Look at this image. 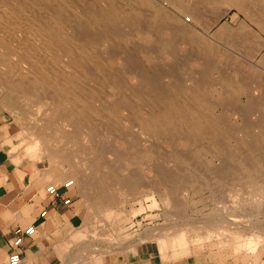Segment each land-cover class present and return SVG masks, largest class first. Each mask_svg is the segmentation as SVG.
<instances>
[{
  "label": "bare ground",
  "instance_id": "1",
  "mask_svg": "<svg viewBox=\"0 0 264 264\" xmlns=\"http://www.w3.org/2000/svg\"><path fill=\"white\" fill-rule=\"evenodd\" d=\"M263 2L264 0H225L224 2L220 0H0V104L13 114V120H15L12 125L9 123L0 127L1 142L9 147L11 153L22 148L20 155L13 156L16 157L15 161L18 163L23 159L34 160L37 163L45 162L47 168L42 172L38 170L43 173L41 177L44 182L56 185L65 177L71 176L73 178L69 179L73 182L71 188L74 186L77 194L87 201L90 206L88 207L91 211V213L89 211L90 214L101 211V214L108 215L109 211H114L113 207L120 209L119 194L123 191L132 195H139L141 192L158 193L165 206H173L175 212L180 211L178 203L176 204L172 197L175 193L173 185L179 182L171 181L166 184L167 186H164L163 182L162 189H158L153 183L152 176L156 174L161 176V180H175V178H170V175L165 176L164 171L162 172L156 167V162H161L163 156L155 151L156 155L159 154V160H156V155L155 159L151 157L154 153L153 144L146 138L147 136L154 138L161 132H170L172 135L174 134L173 137L182 139L184 144H194L205 140L209 143L210 148H218L224 152L221 154L224 157L223 160L226 157L224 154H227L228 150L235 145L232 143L234 145L227 146L229 149L226 148V145H223V143L225 144L223 140L226 138H234L238 144L244 145L243 147L260 141L258 130L251 131V133L246 130L237 132V128L229 125L230 122L227 124L228 120L225 121L224 117H220L221 114L218 116L215 108L217 105L229 103V98L232 100L234 93L238 90L245 91L250 80L247 76H240L239 70L235 71L234 68L233 72H237L236 74L239 75L238 80L226 79L225 76L226 81L223 85H226L227 91L225 92L224 87L217 86L215 83L214 97L219 100L208 101L206 99L208 90L202 87L206 79L204 77L209 75V72L215 71L214 66L216 67L218 64L215 62L214 46L198 34L197 27L205 29L211 24L207 20V10H213L211 15L216 18L224 14L228 8L235 7L253 19L264 34ZM222 6L226 8L222 10ZM186 15L189 16V22L185 19ZM133 16H139V19L133 18L136 22L138 21L135 27L139 29L137 33L139 35L135 39L130 37L132 39L130 43L128 37L131 34L123 25L128 24L130 27L129 23L131 22L132 25L131 18ZM182 16L184 18H181ZM240 29L245 30L242 26ZM216 32L224 37L227 29L221 25ZM148 36H153L152 40L155 41V47L157 46V53H152V50L150 52L148 46L145 45ZM251 36L247 33V38L240 37L241 39L236 40L242 44L244 40L250 39L252 44L249 49L254 50L258 47L259 41L253 35ZM176 40H179L178 42L188 51H196L197 58L192 62L200 65L199 70L203 71L198 72L199 74L192 77L193 79L186 77L187 80L184 75H177L175 71V75L172 73L174 78L171 77L172 80L169 78L173 82L171 85L167 84L164 88L162 87L164 85L161 86L162 88H156L152 83L153 87L150 88L148 85L151 77H148L151 75L145 72L147 68L142 67L145 71L138 70L140 73L136 74L134 70L136 66L134 69L132 68L134 67L132 58L136 59L135 56L141 55L149 63L154 61L150 66L155 65V61H158L156 58L164 56V54L174 59L178 54L173 52L176 48L174 45ZM131 44L138 55L134 56L129 53L134 51L133 49L130 51ZM179 64L183 63L179 62ZM185 64H188V61H185ZM185 64L181 67L190 68L192 66ZM159 66L155 67V74L161 73L158 72L161 70ZM156 69H158L157 72ZM152 71L153 66L150 73ZM170 72L167 76L172 75ZM165 73L167 72L160 75L165 77ZM193 73L191 72V74ZM160 75L157 74L159 80L163 78L159 77ZM175 76H184V80L180 77L181 81H177ZM228 76H232V73ZM130 78L131 81L132 79L136 80L135 85L134 83L131 86L125 84L129 83ZM219 78L221 79V77ZM151 82L154 81L151 80ZM158 83L156 86H159ZM165 83H169V81ZM148 95L153 98L150 96L147 98ZM142 96H147L146 98L150 99L149 104L153 108L148 106L147 109L144 104L142 105L144 102ZM240 111L243 110L240 109ZM225 117L228 118L227 115ZM132 125L138 131L143 128L148 130L146 135L141 134L143 137L139 142L136 141V137H127L128 134L125 135L126 137H121L125 134H122L123 128L128 130L127 128ZM98 128L99 131H97ZM256 128L258 129V125ZM119 130H122V132L120 131L122 134L120 140L126 142L127 147L135 148L132 149L133 157L136 158L133 161L135 163L145 161V166L150 168L152 174L135 169L127 170L122 167L123 165H118V169L113 167L132 158L124 157L125 154L119 151H109V148L106 151L102 147L103 144L109 143V140L116 139L112 136ZM181 130H185L187 133L185 132V135L179 133ZM136 143L141 145L140 148ZM195 146L197 145L194 144L192 147L195 148ZM225 148L228 149L226 153ZM191 152L192 157H181L184 166L191 159L201 158L203 149L197 146ZM130 153L131 151L128 154ZM146 155L149 159H145ZM227 155L228 161L231 160L232 156L229 153ZM152 158L156 161L153 162ZM174 158L178 159L175 156ZM132 162L129 161V163ZM212 163H207V166L214 169L216 177L221 178L217 181L226 182L222 172L225 166L221 168L223 163L218 166H214ZM182 166L181 164L180 169H183ZM228 166L235 169L233 170L234 178L238 180H232L233 182L230 184L228 181L224 186L227 191V199L216 201V203H220L221 210L214 209L209 218L203 219L197 225L199 228L203 227V230L207 228L206 238H216L217 243L220 244L230 243L233 250L238 252L242 249L253 255L256 252L257 243H259L258 235L244 234L237 230L234 221L235 218L240 217L238 216L240 214L241 217L247 216L246 218L252 221L261 216L260 226L262 225V220L264 221V174L260 172L258 164ZM147 171H149L148 168ZM167 173L170 171L168 170ZM179 175L182 174L179 173ZM194 180H196L195 177ZM232 188L236 192H233ZM126 192L124 193L126 194ZM242 212L245 213L242 214ZM104 220L106 222V219ZM252 225L258 229V224ZM262 227L264 229V224ZM162 235L148 239L145 236L146 240L143 242L138 240V242L128 243L129 240L126 242L128 243V246L125 245L126 249L115 252L131 251L138 255L137 246L139 244L154 240L157 252L163 253V248L168 245L167 241L175 250H182L187 242L185 231H174L168 235L169 238ZM152 255L151 253L150 256ZM162 255L164 257L165 253ZM75 257L73 261L79 262L81 259L84 264H101L100 260L102 259L104 262L108 260L106 262L108 264L111 262L109 256L107 259L104 252H94L93 248L89 250L85 245L82 246V250L78 249V254ZM175 257L179 259V256ZM169 260L175 263V260L171 258Z\"/></svg>",
  "mask_w": 264,
  "mask_h": 264
},
{
  "label": "rangeland",
  "instance_id": "2",
  "mask_svg": "<svg viewBox=\"0 0 264 264\" xmlns=\"http://www.w3.org/2000/svg\"><path fill=\"white\" fill-rule=\"evenodd\" d=\"M220 1L224 2L225 0H220ZM224 8L226 7L225 6L221 7L222 10ZM206 13L208 14L207 20L211 24L205 29L203 27L198 26L197 32L199 35L204 37V39L207 40L210 45L214 46V52L216 55L215 62L218 64L216 65V67L214 66V68L216 69L215 71L213 70V72L211 73L209 72V75L205 74L207 76L204 77L206 79L204 80L202 87L208 90L207 92L208 95L206 99H208V101L219 100L217 99V97H214L215 96V83L217 86L221 85L222 87H224L225 92H226L227 87L226 85H223V84L227 78L228 79L231 78L234 81V79L238 80L239 75L247 76L248 80L250 79L248 88L245 89V91L238 90V92L234 93L232 100L231 98H229V103L227 104L223 103V104L217 105L215 106V108H216V112L218 116L219 114H221L220 117H224L226 119L225 121L228 120L227 124L230 122L231 124L229 123V125H233L235 129L236 128L240 129V130L236 129L237 132H242L246 130L251 133V131L254 132L258 130V137L260 138V141L258 140L256 142H253L252 144H248L249 146L243 147L244 145L238 144V141H236L234 138H226L225 140L227 141L223 140V142H225V144L223 143V145H226L225 146L226 148L229 149V147L227 146H232L234 145L232 143H235V145L232 146L229 150L225 148L226 149L225 153L228 150L227 154L229 153L230 156H232L233 158V159L231 158V160L228 161L227 154H224L226 157L223 160L224 157L221 154L224 152H222L218 148H215L216 150L214 148H210V145L208 142H206L205 140L203 141L200 140L199 142H196L194 144L199 146V148L203 149L201 158H198L197 160L191 159L189 160V163L187 161V163L184 166V162L181 161V157H186V156L192 157L191 151H193L197 146L193 148L192 147L194 146L193 143L184 144L182 139L173 137L174 134L172 135L170 132H167V133L161 132L160 134H156L154 138H150L147 136L146 139H148V141L153 144V149H154V153L152 154L153 156L151 155V157H154L155 159L156 152L160 153V155L162 154L161 156H163V159L161 158L162 159L161 162L157 161L156 162L157 164L155 163L156 167L160 169L162 172L164 171L165 176L168 177L170 175V178H175V180H161L162 179L161 176L159 174H156L155 176H152V179L154 178L153 183L158 189H162L163 185L167 186L166 184L167 183L169 184L171 181H174V182L178 181L179 183L176 182L177 184L174 183L173 185L175 193L172 195V197L174 198L173 201L176 204L178 203L177 205H179L178 207L181 210L180 211L178 210V212H175L173 209V206H165V204L161 200V196L158 193H152V194L148 193L147 194L145 192H141L139 195H135V194L132 195L129 192L123 191V193H121L122 195L119 194V198L121 201L120 209L113 207L114 211L113 210L109 211L108 212L109 216L107 214L106 215L101 214V211H99L101 216L99 215V212L90 214L91 211L88 208L90 206L89 204H87V201L82 196L77 194V191L74 188V186L72 188L70 187L68 190V193L72 196L71 197L73 201L72 210L58 217L57 215L56 216L54 215V217H52L54 220V224L52 223L42 224L41 227L37 228L36 233L33 235V238H35V243L37 245L36 254L41 263L43 264H77V263L84 264V261L83 260L81 261V259L79 262L78 261L76 262L75 260L73 261V259L76 258L75 256L78 254V249L82 250V246L85 245V247L86 248L88 247L89 250H92L93 248L94 252H97V253L104 252L105 255L107 256V259L109 256L111 260V262H109L110 264H113L114 262H117L118 260L131 261L139 257H149L153 262L162 261L161 262L162 264H171L172 262L169 260L170 258L175 261L178 260L174 264L181 263L182 261H185V259L188 257L194 259L199 264H250V262L252 264H264V231H262L264 230L262 227V225L264 224V221L262 220V225L260 226V221L262 218L261 216H258V213H257L258 218L256 216L257 219L255 221L253 220L254 223H252L253 221L250 220L249 218H246L247 216L241 217V214L238 215L240 217L235 218V221H234L236 229L238 228L237 230L242 231L244 234L247 233V234H251L254 236L258 235L259 243H257L256 252L253 255L251 253H250L251 255L249 253H246L242 249L238 250V252L235 249L233 250V247L230 245V243L220 244L218 242L219 243L218 244L216 238H211V237L206 238L205 236H206L207 228L203 230V227L199 228L197 225L203 219L209 218V216L212 214V211H214V209L221 210V208L219 207L220 203H216V201L218 199L219 200L227 199L226 197L227 191L224 186L227 185L228 181H229L228 184H230L231 182H233L232 180H238L237 178H234L233 170L235 169H231V167L229 168L228 165L230 166L239 165L240 166V165H257L258 164L260 165V172H263L262 174H264V133H263L264 132V112H263L264 111V101H263L264 100V34L258 28V25L255 24L253 19H251L248 15L244 14L243 12L238 11L235 7L228 8L224 14H221L219 15V17L217 16L216 18H213V16L211 15L213 13V10H207ZM138 17L139 16H136V17L133 16L131 18V21H133L132 25H131V22L129 23L131 28L128 26V24L123 25L126 29H128L129 34H131L128 37L129 42L132 41L131 38L135 39L136 36L139 35L137 34L139 29H136L135 27L137 26V22H138V21L136 22L135 20L139 19ZM133 18L134 19L136 18V19L134 20ZM181 18H184V17L182 16ZM188 18L189 16L186 15L185 19H187V22H189ZM212 18H213V21H212ZM221 25H224V27L227 29V33L225 34L224 37L218 35V33L216 32ZM240 26H242V28H245V30L243 29L241 30ZM247 33L249 34V36L253 35L259 41L258 47H256L254 50L249 49V46L252 44L250 39L244 40L242 44L239 41H237L241 39L240 37H243V39L247 38L246 37ZM152 38L153 36H148L147 40L145 38L146 40L145 45L148 46V48L150 49L149 50L150 52L153 51L152 53H157L158 51L157 46L155 47L156 44H154L155 41L152 40ZM178 41L176 40V42L174 43L176 48L173 51L175 52V54L178 53L176 54L177 56L174 58L176 59L175 61H177L178 63L177 62L175 63V61H173L174 60L172 59L173 57L167 56L165 54L163 56L160 54L161 56H158L156 58L158 59V61H155V65H152L153 66V71L151 72L152 74L150 73V70L152 69V66L150 65L154 63V61L153 62L150 61L149 63L148 61L145 60L143 56L136 54L135 53L136 50L133 49L134 47L131 44L132 48L130 51H132V49L134 51L129 52V53L133 54L134 56L138 55V56H135L136 59H134V57L130 54V56L133 57L132 60H133L134 67L132 68L134 69L136 66V68L134 69L136 74L140 73L139 71L141 72L145 71V69L147 68L145 72L146 73L148 72V74L151 75V76L148 75L149 76L148 78L151 77V79H149V85H148L150 86V88L153 86H155L156 88H159L162 85H164L162 86L164 88L165 86H167V84L168 86L171 85L173 82L170 81L169 78L171 77L174 78L175 71L177 75H184L185 78L187 77L189 79L192 77L194 78V76H196L201 71H203L202 69L199 70L200 65L194 64L192 62L194 61L195 58H197L195 54L196 51H188L187 48L185 47L183 48L182 44H180V42ZM221 44H224V45H221ZM153 49H156V50H153ZM134 61H136L137 63ZM185 61H188V64H185ZM179 62L183 64H179ZM184 64L188 66L192 65L191 66L192 68L191 67L186 68V66L185 68L184 67L182 68L181 66L182 65L184 66ZM158 65H160L159 66L160 68L159 67L157 68L161 69L158 71V72H161L160 74L162 73L164 74L165 71L167 72L165 73L166 74L165 77L164 75L161 76L159 73H157L158 75H160L159 77H163L160 80L158 79V76L157 74H155V71H154L155 67ZM142 67L143 68L146 67V68L143 69ZM234 68H235V71L239 70L238 72L239 75L236 74L237 72H233ZM186 69H188V71H185ZM189 69L191 70L193 69V70L191 71ZM157 70L158 69H156V72ZM177 70L180 74L177 72ZM189 71H191L192 73L194 72L195 75H193L194 73L191 74V72ZM169 72L170 74L173 73L174 75L172 74V75L167 76ZM230 72L232 73V76H228V75H231ZM184 73H187V74H184ZM153 74H155L157 78L155 75L154 77ZM184 76H179V77L177 76L178 79L175 76V78L177 81L180 80V77H182L184 80ZM167 77L169 80L167 79ZM219 77H221V79ZM155 78L158 80V82L160 81L161 85L160 83L156 82L157 80ZM151 80H153L154 82H151ZM128 81L129 83L128 82L125 83L123 81V84L125 83V84H128V86L129 85L131 86V84L134 83L135 85L136 83L135 79H132L131 81V78H130V80ZM167 81H169L170 84L165 83ZM212 82H213V85H212ZM152 83H153V86H152ZM157 83L159 86H156ZM149 96L150 95H148V97L142 96L143 97L142 100L144 102L143 101H142L143 103L140 102L142 103V105L144 104V106H146L147 109H148V106L153 108V106L149 104L150 99H147V98L152 97V96L150 97ZM231 101H234V102H231ZM3 106L4 105L0 104V127L2 125L9 124V123L12 125L15 121L13 120L14 119L13 114L10 111H8L7 108H4ZM146 107L144 108L146 109ZM247 108L249 109L251 108L252 110L254 109L253 110L254 112L248 110ZM240 109H242L243 111H240ZM255 109H256V113H255ZM225 115H227L228 118H226ZM133 125L131 126L132 128L128 127L127 128L128 130H126V128H123L122 134L125 133L124 135L120 134V131L122 132V130H119V132L117 131V133H113L112 137L113 138L115 137L116 139L109 140L110 142L112 141L111 143L109 142V143L103 144L104 145L102 146L103 149L106 150L109 148L108 149L109 151L115 150L117 152L119 151L121 153H124L125 154L124 157L126 158L132 157L130 158V160L128 159L130 162H132L133 159L135 160L136 158L133 157L134 151H132V149L134 150L135 148L134 147L130 148V146L127 147L126 142L120 140V136L122 135L121 137H124L125 135L128 134L127 137L128 136H132L134 138L136 137L135 138L136 141L138 140L137 142H139V140H141L140 138L143 137L142 135H146L145 133H147L148 130L143 128L142 130L138 131L136 127ZM256 125H258V129L256 128ZM99 130L100 129L98 128L97 131ZM125 131H128V132L126 133ZM185 132L187 133V131L181 130L179 133L185 135L186 134ZM114 134H117V135H114ZM116 136H118L119 139ZM149 139L150 140L152 139L153 141L152 140L150 141ZM236 143H237V146H236ZM140 146H141L140 144H137L138 148H140ZM123 147L125 150L123 149ZM1 148L7 153L10 159L12 158L11 160L16 165H23L24 167H26V170H28L30 173L32 172L31 173L32 175L31 174L29 175V177H31L30 178L31 180H36L37 182L38 181L37 178L39 179L41 178V180L39 181L43 183L39 185L40 186L39 191L41 192L42 196L44 197L47 196V194H45V188L49 184H53L51 182H44L43 177H41L43 175V173L41 172L45 168H47V164L45 162L37 163V162H34V160H27V159H23L22 162L18 163L15 161L16 157H13V156L20 155V153L22 152L21 150L22 148H20L19 150H15L14 152L11 153L9 147L4 145L2 142H1ZM127 150L129 152L131 151V153L128 154L129 152ZM158 155L159 154L156 155L157 157L156 160H159ZM174 156L178 157V159L177 158L173 159ZM220 156L222 157V159H220L221 158ZM145 159H149L148 156L145 157ZM156 160H154L153 162H155ZM129 161H127L126 159L124 162H122L123 164L119 163L116 166L114 165L113 167H116L118 169L117 167L118 165H123L122 167L126 168L127 170L133 171V169H135L141 172L145 171V173H148V174L153 173L150 171V168L147 167V165L145 166L146 164L145 161H143L142 163H135L134 161L132 163H129ZM207 163L208 164L212 163L214 166H218L219 164L223 163V166H221V168H224L225 166V168L222 169V172L224 173V180L226 182H218L217 180H221V178H218L215 176L214 169H210L207 166ZM181 164L183 165L182 166L183 169H180ZM147 168L149 169V171H147ZM188 168L189 170H187ZM38 170L41 172H39ZM168 170L170 171V173H167ZM40 173L41 175H39ZM171 173H172V176H171ZM179 173L182 175H179ZM183 174L185 175V177ZM197 174H199L198 177H197ZM194 177L196 180H194ZM69 179H73V178L71 176L65 177L63 181L59 182V184L57 183L54 186H58L62 184L65 180H69ZM193 184H194V187H193ZM232 191L236 192V190L233 188H232ZM124 192H126V194ZM244 213L245 212H242V214ZM93 217L95 218L93 219ZM101 218H102V221H101ZM103 218L106 219V222ZM252 224H258V229L254 227ZM174 231H185L186 232L187 242H185V245L183 247L184 249L182 248V250L180 249L175 250L173 246L171 248L170 242L167 241L168 245H166L163 248V253H160V252H157L156 243L154 240H152V241H149L143 244H139V246H137L138 255H135L131 251L115 252L116 250H122L124 248L126 249L125 245L133 241L138 242L139 240L143 242L150 237L156 238L160 234L161 235L163 234L164 236L166 235L165 237H167ZM145 236H147V238ZM73 237L74 238L76 237L75 240ZM167 238H169V236ZM127 241L129 242L126 243ZM96 246H99L100 248ZM111 251H112V254L110 255ZM151 253L153 254L152 256H150ZM164 253H165L164 257L166 256L168 257L164 258L162 255ZM175 256H179V259L176 258ZM100 258L102 259V257ZM103 260L104 259L100 260L102 261L101 264H108L106 263L108 260L106 262H104Z\"/></svg>",
  "mask_w": 264,
  "mask_h": 264
},
{
  "label": "crops",
  "instance_id": "3",
  "mask_svg": "<svg viewBox=\"0 0 264 264\" xmlns=\"http://www.w3.org/2000/svg\"><path fill=\"white\" fill-rule=\"evenodd\" d=\"M31 173L26 170V167L23 165H16L8 157L7 153L1 148L0 140V264H7V257L15 250L12 241L16 228H25L33 225L36 233L37 228L41 227L42 224H54L52 218L54 215L58 217L72 210V198L71 203L65 205L62 203L61 198L52 199L49 196H42L39 191V185L43 182L39 181L41 178H37L38 183L36 180H31L29 177ZM59 191L64 197H72L68 191L63 188H60ZM43 210L46 211V214L41 216L40 213ZM33 235L24 236L23 238L20 247L22 257L20 264H43L36 254L37 245ZM113 264L162 263L161 261L153 262L149 257H139L131 261L118 260ZM172 264L174 263L172 262ZM176 264L199 263L188 257L185 261Z\"/></svg>",
  "mask_w": 264,
  "mask_h": 264
},
{
  "label": "built area",
  "instance_id": "4",
  "mask_svg": "<svg viewBox=\"0 0 264 264\" xmlns=\"http://www.w3.org/2000/svg\"><path fill=\"white\" fill-rule=\"evenodd\" d=\"M72 180H67L64 183L58 185V186H54L52 184H49L46 187V194L47 196H49L50 198L54 199V198H61L62 203L67 205L71 203V197H64L61 195V192L59 191L60 188L65 189L66 191L69 190V188L72 185ZM46 214V211L43 210L40 215L44 216ZM35 232V228L33 225H30L28 227L25 228H16L14 233V238L12 241L13 246L15 247V250L9 254V256L7 257V264H19L20 261L22 260L21 257V251H20V247L22 245L23 242V238L24 236H31L33 235V233Z\"/></svg>",
  "mask_w": 264,
  "mask_h": 264
}]
</instances>
